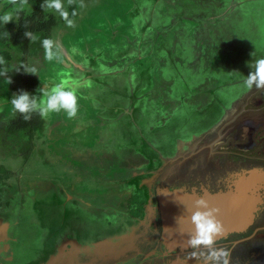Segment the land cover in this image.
<instances>
[{
    "label": "rangeland",
    "instance_id": "obj_1",
    "mask_svg": "<svg viewBox=\"0 0 264 264\" xmlns=\"http://www.w3.org/2000/svg\"><path fill=\"white\" fill-rule=\"evenodd\" d=\"M74 4L77 15L70 18L75 27L46 12L57 21L51 40L61 51L49 60L43 46L37 55L26 56V64L39 73L25 74L36 76L37 83L30 89L33 95H40L45 84L75 81L80 96L76 118L52 113L31 139L24 131L11 134L8 126L17 113L10 103L17 93L11 74L20 69L23 54L0 42V63L5 68L0 73V168L9 172L0 201L10 202L0 214H10L15 223L19 210L23 213L28 208L38 223L37 209L44 203L60 220L62 214V218L72 216L85 237L119 242L134 231L131 224L145 221L128 209L136 201L133 185L144 183L138 179L141 170L152 177L163 164L146 162L138 168L123 153L140 149L142 125L152 132V125L169 117L181 100L196 105L200 96L204 100L217 96L225 82L232 84L241 75L245 79L252 71L250 63L264 58V0H83V7L75 0ZM73 5L67 7L70 14ZM32 8V0L26 4L0 0V16L17 18L18 10ZM221 19L227 33L217 37L212 26L218 21L223 26ZM190 94L194 97L187 98ZM123 97H130L129 103L125 112L117 113L111 105ZM136 109L140 118H134V134L125 140L127 125L120 123L132 119ZM261 126L264 129V123ZM123 144L128 149L122 152ZM144 184L152 187L154 183ZM148 200L152 210L153 200ZM17 229L26 245L38 243L33 241L35 230L30 225L20 228L17 224ZM157 234L154 237L161 236L167 245L173 239ZM156 240L142 253L157 247ZM165 264L187 263L174 259Z\"/></svg>",
    "mask_w": 264,
    "mask_h": 264
},
{
    "label": "flooded vegetation",
    "instance_id": "obj_2",
    "mask_svg": "<svg viewBox=\"0 0 264 264\" xmlns=\"http://www.w3.org/2000/svg\"><path fill=\"white\" fill-rule=\"evenodd\" d=\"M214 22L216 23L215 20ZM218 23L219 21L217 25L212 26V31L218 34L217 37H221V33L226 31L225 22L223 21V26ZM172 68L177 75L180 74L173 63ZM243 80L241 75L232 84L225 82L223 90L217 96L214 95L215 97L209 100L200 96L196 105H186L181 100V104L172 109L169 117L152 125V132L149 133L147 124L142 125V149L123 153L130 155L129 157L137 162L138 168L146 166V162L150 166L155 162L157 165L163 162L152 177L147 170H141L143 172L139 174L138 179L144 183L152 181L154 184L150 187L144 183H135L131 194L136 201L133 200L128 208L135 214L136 219L147 221L150 212L148 199L153 200L156 218L150 222V231H158L160 234L163 231L158 209L159 189H182L190 194L202 196L205 189L209 193H217L233 188L241 175H247L253 169L264 172V129L261 126L264 123V89L258 92L255 88L248 90ZM189 97L194 95L190 94L187 98ZM128 98L130 97L114 99L116 106L113 105L117 113L125 112ZM108 113L112 115L111 111ZM135 118H140L138 109L135 111ZM256 134H259L257 138L254 136ZM122 136L125 140L130 139V135ZM214 136L216 138L213 140ZM127 149L123 144L122 152ZM171 156L173 162H166ZM140 195L145 196V199ZM43 204L37 209L41 213L37 216L38 223L33 220V213L28 208L23 213L22 209L19 210V215H16L19 222L15 223L10 220V214H0V264H47L51 256L58 253L60 245H65L67 250L72 251L75 242L83 251L85 247L97 242V237L83 235V230H80L79 224H76L72 216L66 214L62 218V214L60 220ZM8 206L9 201L8 205L3 203L0 209H7ZM17 224L20 228L30 225L35 230L33 241L38 243L26 245L27 242H23L24 236L20 229H17ZM140 224V221L131 224V229L133 227L135 230ZM160 237L156 240L157 247L153 246L154 248L141 253L142 255L127 260L126 264H150L151 260L156 264H165L174 259H183L187 264H203L202 260L188 259V253L193 249L181 245L170 249L169 244ZM152 244L154 243L151 242L147 247ZM216 247L230 250V264H264V197L253 224L247 231L230 233L219 238Z\"/></svg>",
    "mask_w": 264,
    "mask_h": 264
},
{
    "label": "water",
    "instance_id": "obj_3",
    "mask_svg": "<svg viewBox=\"0 0 264 264\" xmlns=\"http://www.w3.org/2000/svg\"><path fill=\"white\" fill-rule=\"evenodd\" d=\"M262 190H264V172L253 169L247 175H241L233 188L217 193L207 191L209 194L207 198L211 200L212 205L221 209L219 219L222 220L226 230L223 236L245 232L253 224L256 212L263 203ZM199 196L182 189L158 190V209L161 213L163 229L169 227L162 233L164 238H173L169 244L170 249L177 244L185 247L189 233L194 231L195 226L191 223L190 216L191 212L196 210L194 199ZM155 213L156 207L152 210L150 208L148 220L119 242L100 240L85 247L83 251L75 242L72 251L67 250L65 245H60L58 253L51 256L47 264H126L127 260L139 256L145 246L157 239L154 236L158 235V231L148 233L149 226L143 225L145 222L154 221ZM79 252L82 254L80 255Z\"/></svg>",
    "mask_w": 264,
    "mask_h": 264
},
{
    "label": "clouds",
    "instance_id": "obj_4",
    "mask_svg": "<svg viewBox=\"0 0 264 264\" xmlns=\"http://www.w3.org/2000/svg\"><path fill=\"white\" fill-rule=\"evenodd\" d=\"M16 3L17 0H11ZM21 4H26L28 0H19ZM75 3V0H43L41 8L45 12H53L58 14L67 24L68 27H75L74 20L77 12L73 10L71 14L67 10L68 6ZM80 6L83 7V0H80ZM13 21L10 14L0 16V22L8 24ZM27 29V26H25ZM24 36L31 42L36 40L33 32L26 30ZM43 46L47 59H52L59 55L61 49L58 43H54L51 39H44ZM55 50V51H54ZM255 56V53H252ZM2 62V58H0ZM250 67L252 71L245 76L243 84L246 89L253 88L264 89V58H255ZM29 74H38L36 67L22 64L20 69ZM17 70V71H20ZM11 83V80L8 81ZM39 89L40 95H33L27 90H20L10 99V103L14 112L22 115L25 121H30L32 115L38 114L41 118L47 119L52 113H65L68 119H74L79 112L78 85L75 81L62 79L57 83ZM205 195L194 199L195 211L191 212L190 220L195 226L194 231L189 233V238L185 247L193 249L188 253V259L195 258L202 260L203 264H230L231 252L225 248H217L216 242L225 234V227L219 214L221 209L213 206L205 189ZM169 227H164L163 231Z\"/></svg>",
    "mask_w": 264,
    "mask_h": 264
},
{
    "label": "trees",
    "instance_id": "obj_5",
    "mask_svg": "<svg viewBox=\"0 0 264 264\" xmlns=\"http://www.w3.org/2000/svg\"><path fill=\"white\" fill-rule=\"evenodd\" d=\"M18 1L19 0H17V2ZM32 2V10L27 11L25 9H20L17 11V18H12L13 21L6 25L0 22V42L6 45L9 49L16 50L23 54L21 65L26 64V56H35L39 53L40 49L43 47L44 39H52L51 29L57 24L55 17L52 14L47 15V13L41 8L43 0H32ZM72 8L77 11L75 4ZM25 26H27V29ZM26 30L35 34L37 38L34 42H31L24 36ZM4 53L7 57L11 56L9 50H6ZM4 69V65L0 63V73H2ZM11 75L13 76L14 82L12 88L13 91L17 93L22 89L30 92L31 87L37 83L36 76L26 75L22 68L20 71L15 73L12 72ZM43 124L44 120L38 114L34 113L30 121H25L22 115L17 112L15 118L9 123L8 130L11 134L24 131L29 139H31L36 131L43 128ZM8 175L9 172L1 167L0 193L5 184V178ZM5 203L8 205V202ZM2 204L3 203L0 201V207Z\"/></svg>",
    "mask_w": 264,
    "mask_h": 264
},
{
    "label": "crops",
    "instance_id": "obj_6",
    "mask_svg": "<svg viewBox=\"0 0 264 264\" xmlns=\"http://www.w3.org/2000/svg\"><path fill=\"white\" fill-rule=\"evenodd\" d=\"M116 106V105H115ZM115 106L113 105L112 107V109H114L115 110ZM117 110V109H116ZM114 116V115H113ZM132 119H127V120H123L121 123H120V125H122V124H125V125H127L126 126V129L127 130H129V131H126L129 135L130 134H134L133 132H134V126H133V124H134V118H135V114L133 115V117H131ZM135 120H136V118H135ZM120 125L118 126L119 127V129H120ZM120 132H121V130H120ZM121 133H123L124 134V132H121ZM127 135V134H126ZM129 135H127V136H129Z\"/></svg>",
    "mask_w": 264,
    "mask_h": 264
}]
</instances>
